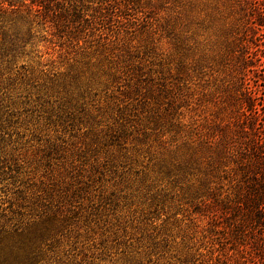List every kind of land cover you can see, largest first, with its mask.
I'll return each instance as SVG.
<instances>
[{
    "label": "rangeland",
    "instance_id": "obj_1",
    "mask_svg": "<svg viewBox=\"0 0 264 264\" xmlns=\"http://www.w3.org/2000/svg\"><path fill=\"white\" fill-rule=\"evenodd\" d=\"M31 1L0 18L2 258L222 264L196 131L235 89L229 6Z\"/></svg>",
    "mask_w": 264,
    "mask_h": 264
},
{
    "label": "trees",
    "instance_id": "obj_2",
    "mask_svg": "<svg viewBox=\"0 0 264 264\" xmlns=\"http://www.w3.org/2000/svg\"><path fill=\"white\" fill-rule=\"evenodd\" d=\"M27 1L0 0V18L9 17L14 24L16 15L36 5ZM223 2L234 18L228 48L237 74L215 128L196 131L208 151L199 153L205 159L199 176L212 184L205 189L208 199L200 213L221 227L231 244L230 254L218 257V263L264 264V0ZM43 255L36 246L25 254L24 264H40ZM0 264L17 260L0 255Z\"/></svg>",
    "mask_w": 264,
    "mask_h": 264
}]
</instances>
